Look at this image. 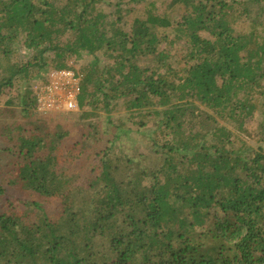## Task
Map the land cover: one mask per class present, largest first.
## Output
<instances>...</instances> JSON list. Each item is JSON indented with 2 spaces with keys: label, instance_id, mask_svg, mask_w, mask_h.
<instances>
[{
  "label": "trees",
  "instance_id": "obj_1",
  "mask_svg": "<svg viewBox=\"0 0 264 264\" xmlns=\"http://www.w3.org/2000/svg\"><path fill=\"white\" fill-rule=\"evenodd\" d=\"M116 1L0 0V102L20 82L11 113L27 120L1 133L16 161L0 178V264H264V149L238 136L258 115L264 143V0H170L177 18ZM84 54L78 112L45 115L51 128L30 81ZM68 118L85 132L59 155ZM132 128L141 145L122 147Z\"/></svg>",
  "mask_w": 264,
  "mask_h": 264
},
{
  "label": "rangeland",
  "instance_id": "obj_2",
  "mask_svg": "<svg viewBox=\"0 0 264 264\" xmlns=\"http://www.w3.org/2000/svg\"><path fill=\"white\" fill-rule=\"evenodd\" d=\"M125 2L127 0H124ZM156 1V8L155 11H153L155 14H160V16H171L174 18H177L180 8H175L173 6L170 5V0H155ZM118 2L116 0H105V3L100 5V7L102 9H104V11L106 12H113L115 9V5ZM130 8L133 9V11L126 16V18L124 19L123 23H122V27L124 29H129L130 24L133 20V18L135 17H139L144 19L146 16V11L143 5H139V6H129ZM249 23L245 20H240L239 22H237L234 25V31L235 33H246L249 31ZM203 37H207V35L202 34ZM179 47H181L182 45H178ZM176 47V50L179 48ZM176 50H172V53L175 54ZM31 57V53L29 51H27L26 49H24L23 47L18 48V51L14 54L11 55V58L16 61L19 60L23 63L27 62ZM91 61V57L84 54L83 56H81L78 59H74L71 58L69 60V67L71 69H73L75 72H77L80 77H82V70L86 67V65H88V63ZM105 59H103V63H105ZM1 65L4 66V62H1ZM49 67V66H48ZM48 71H52V69H48ZM46 71L42 70L40 71L39 74L36 75V79H33L30 81L31 87H33L34 85H36L37 83H39V80L41 79L40 77L45 75ZM35 76V74H34ZM21 84L18 81H15L13 87L11 90H6L7 94L4 95L1 98V102H0V109H1V114H0V149H3L5 147H7V142H5L4 137L1 135L3 129L5 128V126L11 125L12 123L16 122V120H19V123H23L25 124L27 122V120H21L20 116L18 114H14L17 117H13V114L11 113V111L15 110L18 111L20 110V106H19V88H20ZM78 110L76 112H71V113H77ZM44 118L42 117H38L41 121H44L45 123H47L49 125V127L53 128L56 123H58L59 121H52L50 118H47V116L42 115ZM112 121L117 122L118 120L120 121H126L128 118V114L125 111L122 110H116L114 111L112 114ZM36 117V118H37ZM61 119V118H60ZM96 122V123H95ZM260 122V117L258 115H255L252 119L248 120L244 126V130L245 132L243 133H239L238 136L241 138L242 141H244L250 148L257 150L259 148L264 149V143L261 142L262 139V134H261V130L258 127V124ZM62 123V127L64 129L68 130V136L64 139V141L62 142V146L59 149V155H66L73 146L78 147V144L81 140V135L85 132L84 127L82 126V124L78 127L74 126V120H72V122H69V118L67 120H64L61 122ZM93 123L98 124L99 131L102 133H106L105 128H106V123H105V117L101 116L98 120H93ZM126 124L128 125V127H132V124H130L129 122L126 121ZM54 125V126H53ZM53 126V127H52ZM135 128H132V132L129 135L127 139V141L124 143V145L122 147L125 148H129L134 147V146H138L141 145V136L139 135L138 130H134ZM105 137H107V134H105ZM80 146V144H79ZM101 145H98V147H100ZM92 154V152H88L86 154V156H82L81 160H76V162L74 161L73 167L75 170L77 169H81V171L84 169L83 166H85L86 169H89V166L91 164H94L96 161L94 160L95 155L92 154V156L89 155ZM88 155V156H87ZM67 160H69V157L66 156L64 157ZM89 160V162H87V160ZM16 161V159H14V157L10 156V155H1L0 154V178L5 177V178H9V174L8 172H11L13 169V164ZM10 199L13 200L15 198H21L24 196V194L19 193L18 191L15 190H8ZM25 197V196H24Z\"/></svg>",
  "mask_w": 264,
  "mask_h": 264
},
{
  "label": "built area",
  "instance_id": "obj_3",
  "mask_svg": "<svg viewBox=\"0 0 264 264\" xmlns=\"http://www.w3.org/2000/svg\"><path fill=\"white\" fill-rule=\"evenodd\" d=\"M80 88L81 77L70 67L50 71L44 82L32 87L35 111L41 115L76 112Z\"/></svg>",
  "mask_w": 264,
  "mask_h": 264
}]
</instances>
